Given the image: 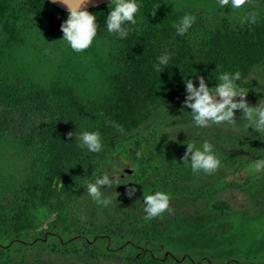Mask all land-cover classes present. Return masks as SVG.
<instances>
[{"label": "trees", "instance_id": "obj_1", "mask_svg": "<svg viewBox=\"0 0 264 264\" xmlns=\"http://www.w3.org/2000/svg\"><path fill=\"white\" fill-rule=\"evenodd\" d=\"M33 1L39 17L47 15L54 24L60 25L66 20L67 13L47 0ZM250 1L264 4V0ZM139 2V18L128 37H110L125 53L121 72L126 82L114 105L99 108L110 127L107 131L102 132L101 126L97 127L94 121L97 112L92 110L96 115H87L77 97L63 94L49 97L41 90L19 93L23 85L14 89L12 81H0V126L8 129V142L25 143L26 156L31 152L28 145L38 146L42 159L53 165L52 173L44 170L39 176L28 168L30 164L19 162L24 173L14 181L8 178L9 181L0 186V264L19 260L28 251L123 264H264V256L220 260L172 249L155 239L119 237L89 228L97 213L118 207L121 201L143 202V195L156 191L166 193L163 186H167L169 180L155 154L165 145L162 126L185 113L184 80L191 78L198 86L197 77H203L211 88L217 83L220 72L239 71L242 77L252 61L264 60V26L258 27L252 35H245L237 26L232 30L223 19L219 24L210 25L208 18L193 11L179 13L168 0ZM110 8L109 3L88 10L96 16L97 37L108 34L104 20ZM186 13L194 15L195 23L184 36H177L174 25ZM165 50L171 59L167 69L157 73L152 65ZM238 83L248 89L244 99L249 106H258L259 100L264 98V86L259 84L250 90L248 84ZM171 108L174 111L165 112L163 119L156 120L160 113ZM241 116L237 110L235 119ZM91 123L96 124L95 129H89L87 125ZM84 130L100 133L103 151L87 152L82 156L81 172L73 171L67 176L63 174V167L72 163L76 148H80L75 137ZM261 158H264L263 149L241 166L242 175L250 178L245 185L253 184L254 178L262 173L250 174L251 166ZM113 172L121 176V180L103 193L111 203L98 205L88 196L85 185L101 174ZM60 180L70 182L74 191L70 195L66 193L64 202L60 201L54 219L45 228L35 230L32 215L51 195L54 183ZM218 186L213 184L211 189ZM130 188L136 189L132 195H129ZM215 208L222 211L225 205Z\"/></svg>", "mask_w": 264, "mask_h": 264}, {"label": "rangeland", "instance_id": "obj_2", "mask_svg": "<svg viewBox=\"0 0 264 264\" xmlns=\"http://www.w3.org/2000/svg\"><path fill=\"white\" fill-rule=\"evenodd\" d=\"M179 13L193 11L208 18L210 25L225 20L234 30L237 26L245 35H252L264 26V4L246 0L239 10L228 6L220 8L218 0H168ZM47 15L38 16L33 0H0V81H12L14 89L23 85L19 93L40 91L49 97L74 96L86 114L97 112L94 119L107 131L108 123L101 107H111L116 96L123 93V48L111 40V35L96 37L92 46L82 53H74L60 41V24H54ZM125 74V72H123ZM241 81L254 90L264 86V60L252 61ZM128 83L132 85V80ZM36 89V90H35ZM143 107V106H141ZM140 107V108H141ZM94 110V111H92ZM162 126L165 145L157 149L159 159L169 180L163 186L169 196V209L160 216L146 219L144 204L138 200L121 201L118 207L107 208L96 214L89 225L91 231H103L119 237L155 239L172 249L191 252L215 259H258L264 256V170L250 181L244 177L241 166L260 149L264 150V134L245 128L246 121L236 119L234 127L212 125L207 128L191 127V109ZM156 120L163 119L165 112ZM96 115V114H94ZM106 121V122H105ZM105 124V125H104ZM86 124H83L85 128ZM96 124H88L95 129ZM0 126V186L29 169L41 176L53 172L51 162L40 155L39 147L8 142L9 134ZM167 130V131H166ZM25 137L26 134H23ZM102 137V136H101ZM204 140L214 145L221 165L211 174H195L182 158L187 143L199 145ZM72 163L63 167V174L81 172L83 155L87 151L76 148ZM26 156L27 158H24ZM29 157V158H28ZM82 157V158H81ZM27 159V161L25 160ZM18 163V164H17ZM73 164V166H72ZM50 165V166H49ZM35 214V230L45 228L57 214L58 205L74 188L58 181ZM219 186L212 190L211 186ZM224 204L225 208L215 207ZM4 264V263H3ZM6 264V263H5ZM9 264H123L119 261L96 262L79 257L28 251Z\"/></svg>", "mask_w": 264, "mask_h": 264}, {"label": "clouds", "instance_id": "obj_3", "mask_svg": "<svg viewBox=\"0 0 264 264\" xmlns=\"http://www.w3.org/2000/svg\"><path fill=\"white\" fill-rule=\"evenodd\" d=\"M59 3L67 10V18L61 24L60 31L63 41L74 53H82L89 49L97 37L98 24L96 16L90 14L86 5L89 0H51ZM246 0H218V6H228L232 10H239L245 5ZM110 10L104 20L106 31L109 35L118 39H126L132 26L137 24L141 4L139 0H111ZM155 12H153V15ZM195 23L192 14H184L179 22L174 25L177 36H184ZM171 56L165 50L156 58L152 65L153 71L157 73L167 69ZM242 79L239 71L220 72L214 87H208L203 77H197L198 86L193 80H184L185 94L183 107L191 109V127L207 128L212 125H227L234 127L237 124L235 112L239 110L242 116L239 120L246 121L247 130L264 134V98L260 99L258 106L252 107L244 99L248 93L241 87ZM239 98V99H237ZM167 131V130H166ZM69 133V136H72ZM75 139L81 149L88 153L99 154L103 151L100 133L97 131H81ZM140 153H137L139 156ZM183 164L190 165L195 174L203 172L211 174L220 165L221 161L215 154L214 145L204 140L199 145L187 143L186 151L182 158ZM264 170V158L258 159L250 168V174L255 176ZM121 176L115 173H104L96 177L94 182L86 183L87 194L98 205L108 206L111 201L103 197V193L120 181ZM135 188L129 189V195L134 194ZM143 211L146 219L160 216L169 209V196L166 193L156 191L153 194L143 195Z\"/></svg>", "mask_w": 264, "mask_h": 264}, {"label": "water", "instance_id": "obj_4", "mask_svg": "<svg viewBox=\"0 0 264 264\" xmlns=\"http://www.w3.org/2000/svg\"><path fill=\"white\" fill-rule=\"evenodd\" d=\"M51 5H53L56 9H58L59 11L63 12V13H67V10L64 6H62L59 3H52L51 0H47ZM111 3V0H89L88 4L86 5V9L91 10V9H95L104 5H107Z\"/></svg>", "mask_w": 264, "mask_h": 264}]
</instances>
